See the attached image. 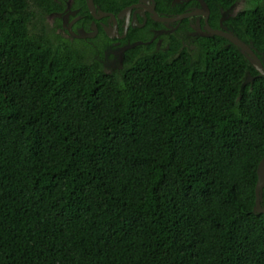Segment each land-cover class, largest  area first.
Segmentation results:
<instances>
[{
	"label": "trees",
	"instance_id": "1",
	"mask_svg": "<svg viewBox=\"0 0 264 264\" xmlns=\"http://www.w3.org/2000/svg\"><path fill=\"white\" fill-rule=\"evenodd\" d=\"M31 1L0 0V264H264V77L218 36L106 74ZM233 24L264 51V0Z\"/></svg>",
	"mask_w": 264,
	"mask_h": 264
},
{
	"label": "flooded vegetation",
	"instance_id": "2",
	"mask_svg": "<svg viewBox=\"0 0 264 264\" xmlns=\"http://www.w3.org/2000/svg\"><path fill=\"white\" fill-rule=\"evenodd\" d=\"M236 1L233 9L237 13L232 17L234 10L229 7ZM230 5L211 7L206 0H34L29 3L27 19L30 29L48 35L54 46L69 43L106 74L119 76L130 58L195 57L203 39L214 36L231 44L222 36L204 35L211 28L240 37L233 20L252 8L254 0H233ZM253 46L261 59L264 51ZM246 73L251 82L245 85L260 76L249 65L242 83ZM260 208L264 209V183Z\"/></svg>",
	"mask_w": 264,
	"mask_h": 264
},
{
	"label": "water",
	"instance_id": "3",
	"mask_svg": "<svg viewBox=\"0 0 264 264\" xmlns=\"http://www.w3.org/2000/svg\"><path fill=\"white\" fill-rule=\"evenodd\" d=\"M237 4V1L234 2L232 5H230L229 9H233L234 6ZM232 17H234L237 13V9H233ZM206 36H213V35H219L224 37L228 40L229 43L233 44L239 53L244 56V58L247 59L249 65L253 67L257 72L258 75L264 77V55L262 58H258L257 54L254 52V46L252 42H249L248 44L243 41L240 37L233 33H227L221 29H211L209 28L208 32L204 33ZM250 73H246V79H244L241 86L245 85L249 81L251 82ZM257 181L255 185V200L254 205L252 208L253 213H264V209L260 208V198H261V191L262 186L264 183V157L261 158L257 165Z\"/></svg>",
	"mask_w": 264,
	"mask_h": 264
}]
</instances>
